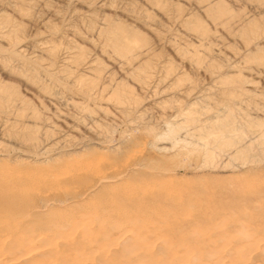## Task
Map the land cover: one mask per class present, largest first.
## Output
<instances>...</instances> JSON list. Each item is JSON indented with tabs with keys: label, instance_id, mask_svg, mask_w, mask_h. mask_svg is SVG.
Here are the masks:
<instances>
[{
	"label": "rangeland",
	"instance_id": "obj_1",
	"mask_svg": "<svg viewBox=\"0 0 264 264\" xmlns=\"http://www.w3.org/2000/svg\"><path fill=\"white\" fill-rule=\"evenodd\" d=\"M192 102L188 120L220 113L241 130L237 145L257 137L249 119L264 114V0H0V154L12 161H50L62 184L86 183L77 152L101 147V162H122L134 141L167 132L163 110ZM263 148L231 163L223 150L217 168L177 175L264 180Z\"/></svg>",
	"mask_w": 264,
	"mask_h": 264
},
{
	"label": "bare ground",
	"instance_id": "obj_2",
	"mask_svg": "<svg viewBox=\"0 0 264 264\" xmlns=\"http://www.w3.org/2000/svg\"><path fill=\"white\" fill-rule=\"evenodd\" d=\"M117 36L131 47L128 35ZM196 103L163 110L159 118L173 117L165 121L167 132L140 137L122 162H101V147L77 152L78 169L89 171L86 183L62 184L58 173H50L56 167L50 161H12L0 154V264H264V180L221 186L211 174L184 176L185 182L177 175L182 168H217L221 152H229L224 145L234 148L230 163L249 156L264 145V114L249 119L260 126L257 137L237 145L241 130L228 115L188 120ZM185 129L211 139L188 140L180 134ZM93 200L99 202L89 205Z\"/></svg>",
	"mask_w": 264,
	"mask_h": 264
}]
</instances>
